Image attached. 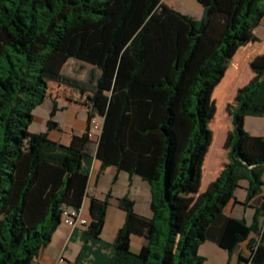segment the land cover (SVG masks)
I'll list each match as a JSON object with an SVG mask.
<instances>
[{
  "label": "trees",
  "instance_id": "obj_1",
  "mask_svg": "<svg viewBox=\"0 0 264 264\" xmlns=\"http://www.w3.org/2000/svg\"><path fill=\"white\" fill-rule=\"evenodd\" d=\"M197 1L200 19L162 0H0V264H32L63 209L83 206L95 113L104 115L96 143L102 166L151 185L150 217L119 199L126 220L107 264H205L199 249L207 241L229 255L248 241L249 263L264 264V199L251 224L224 213L241 181L244 205L262 193L264 136L244 126L264 116V60L251 64L254 77L230 105L227 161L206 191L192 190L214 145L208 106L214 92L233 96L238 83L223 79L262 23L264 0ZM71 59L100 70L92 90L63 75ZM51 83L88 102L86 132L68 144L48 135L58 128L55 101L48 131H30L34 110L53 97ZM110 198L90 199V239H100ZM132 235L145 239L137 254Z\"/></svg>",
  "mask_w": 264,
  "mask_h": 264
},
{
  "label": "crops",
  "instance_id": "obj_2",
  "mask_svg": "<svg viewBox=\"0 0 264 264\" xmlns=\"http://www.w3.org/2000/svg\"><path fill=\"white\" fill-rule=\"evenodd\" d=\"M262 23H264V19ZM257 28L254 30L250 39L236 51L231 62V66L223 79V81H225L229 78H233L236 80V84L238 83L235 87L233 95L239 88L246 85L254 77L255 74L251 68V64H260L264 60V33L258 34L256 32ZM70 61L71 60L67 62L64 68L70 64ZM76 65L78 70H88L90 72L91 77L88 80V83L84 79L75 78L74 76H70L62 72L63 75L84 83L86 88L92 90L96 84L97 78L100 76V70L94 65L83 61L78 62ZM241 68L251 70V76L247 78L245 83H242L244 75L241 76L240 74ZM53 101L57 104L54 121L58 123V128L48 131L47 122L50 119V114L54 108ZM44 103V105H48L49 115L44 117V125L38 132L42 133L48 131V135L51 140L63 144H68L73 134L82 135L86 132L88 124V108L86 106L88 102L86 100V96L83 94H77L75 96L69 95L63 97L55 93L53 94V97L50 98L49 104H46V102ZM96 109L98 110V108ZM35 110L33 112L34 118L32 123H34L37 119ZM97 115L98 113H95L92 124H97L99 129L91 128V140L93 145L91 149L90 162L87 165L89 169V181L87 197L84 199L82 207L84 216L90 220V199L92 197L104 199L108 194H110L111 198L107 207L105 225L100 235V239H90L86 234L87 227L71 228L61 223L55 230L49 244L41 250L39 256L32 262V264H59L60 258L63 259V264H107L113 255L111 244L115 241L118 231L123 227L126 220L125 211L119 207V199L125 197L129 198L134 202V211L138 215L147 217L151 216V185L141 176L129 174L124 170H119L116 166L103 167L101 161L96 158V143L99 140L104 122V115H101L99 121H97ZM247 118L245 124L248 121ZM30 130L32 133L37 132L32 129ZM210 151L211 149L206 157V168L204 169L205 173L203 174L196 196L208 189L209 185L218 177L223 167H219L217 164L211 165L212 157H210ZM262 180L264 183V174ZM263 199L264 184L262 193L256 196L247 206L244 205L246 198L242 201L243 199L236 195L235 200H232L225 207L224 213L227 216L245 219L247 224H251L253 222L256 208H259L262 205ZM237 209H242V213H239L241 215H238V217L234 215L235 211H239ZM249 239L258 240L259 236L252 234ZM144 243V238L132 235L130 247L131 251L137 254ZM199 254L205 257L206 261L207 258L209 259V254L214 256L218 255L220 257V264H250L249 260L251 257V252L248 249V241L241 243L232 255H229L227 251L221 249L215 243L207 241L201 245ZM240 257L244 260L241 261Z\"/></svg>",
  "mask_w": 264,
  "mask_h": 264
},
{
  "label": "rangeland",
  "instance_id": "obj_3",
  "mask_svg": "<svg viewBox=\"0 0 264 264\" xmlns=\"http://www.w3.org/2000/svg\"><path fill=\"white\" fill-rule=\"evenodd\" d=\"M162 2H164L169 7H172L175 10L180 11L183 14L189 15L195 19H200L203 13V7L200 3H198L197 0H162ZM256 32L258 34L264 33V23H262L257 28ZM78 62H80V60L71 59L70 64L67 65L66 68H64L63 72L64 74L74 76L75 78L84 79L88 83V80L91 77L90 72L88 70H78V68H76L77 66L76 64ZM240 74L241 76L244 75L243 77L244 80L242 83H245L247 78L251 76V70L250 69L246 70L244 68H241ZM50 88L53 94L56 93L57 95H60L63 97H66L69 95L75 96L77 93L75 90L68 88L66 86H60L57 83H51ZM236 93L230 98V96L228 95H223L222 92H218L216 95L214 92L213 94L214 103L212 105L210 101L211 105L209 104L208 106V110L210 111L211 116L214 117V120L212 124L210 125L213 131L211 144H214L213 150L210 151L211 152L210 157H212L211 165L217 164V166L220 167V166H223L224 163L227 161V155H226L227 151L225 147V142H226L228 135L232 131L230 105L234 103V98H235ZM45 102L46 104H49L50 98L46 99ZM44 104L45 103H43L42 105L36 108L35 114H36L37 119L34 121V123L31 124L32 126H30V129H32L33 131H37L35 133H40L38 131H40L39 129L43 127L44 125L43 124L44 117L46 115H49L48 105H44ZM97 116H98L97 121H99L101 114L98 113ZM247 120L248 121L246 122L244 126L247 132L255 136H264V117L251 116V117H248ZM211 148H212V145L210 149ZM205 162H206V159L204 161L203 170L202 171L200 170V174L205 173V170H204L206 168ZM198 184H199V180H198V183L193 186V189H192L193 193H195L199 189ZM246 187H247V181H241L240 187L236 189L234 196L237 195L238 197H241V199H243L242 201H244V198H247L246 197L247 195ZM193 198H194V195L192 193H189L184 196V202L190 203V201L192 202ZM237 210L239 211H235L234 213L236 217H238V215H241L239 213H242L241 212L242 209H237ZM219 252H224V251H219ZM209 255H210L209 259L207 258V261L205 262L206 264H220V257L218 255H215V256L212 254H209ZM225 256H228V255H225Z\"/></svg>",
  "mask_w": 264,
  "mask_h": 264
},
{
  "label": "built area",
  "instance_id": "obj_4",
  "mask_svg": "<svg viewBox=\"0 0 264 264\" xmlns=\"http://www.w3.org/2000/svg\"><path fill=\"white\" fill-rule=\"evenodd\" d=\"M93 129H99L97 124H92ZM61 223L71 227H87L90 223V220L84 216L83 207L76 209L73 207H66L63 209ZM59 264H63V259L60 258Z\"/></svg>",
  "mask_w": 264,
  "mask_h": 264
}]
</instances>
